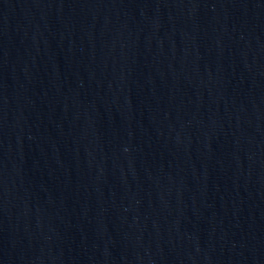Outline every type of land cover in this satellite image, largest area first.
<instances>
[{
	"label": "water",
	"instance_id": "water-1",
	"mask_svg": "<svg viewBox=\"0 0 264 264\" xmlns=\"http://www.w3.org/2000/svg\"><path fill=\"white\" fill-rule=\"evenodd\" d=\"M0 264H264V0H0Z\"/></svg>",
	"mask_w": 264,
	"mask_h": 264
}]
</instances>
